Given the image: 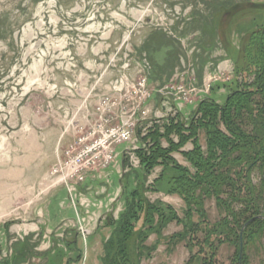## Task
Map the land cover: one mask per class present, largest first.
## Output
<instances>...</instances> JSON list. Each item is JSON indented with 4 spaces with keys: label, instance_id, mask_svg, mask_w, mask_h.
Wrapping results in <instances>:
<instances>
[{
    "label": "rangeland",
    "instance_id": "obj_1",
    "mask_svg": "<svg viewBox=\"0 0 264 264\" xmlns=\"http://www.w3.org/2000/svg\"><path fill=\"white\" fill-rule=\"evenodd\" d=\"M256 33H264V0H0V264H101L112 228L105 219L117 220L132 192L174 213L149 234L154 249L139 264H241L245 188L231 196V186L214 194L198 184L188 199L171 176L173 163L194 172L184 154L191 139L146 175L136 150L152 130L188 122L203 99L223 103L250 82ZM114 127L132 138L98 166L94 153ZM168 138L162 145L179 143L174 130ZM198 142L205 149L203 130ZM249 178L259 186L264 170L256 164ZM221 217L233 231L205 240ZM260 245L250 264H264V238Z\"/></svg>",
    "mask_w": 264,
    "mask_h": 264
},
{
    "label": "trees",
    "instance_id": "obj_2",
    "mask_svg": "<svg viewBox=\"0 0 264 264\" xmlns=\"http://www.w3.org/2000/svg\"><path fill=\"white\" fill-rule=\"evenodd\" d=\"M253 40H256L257 53L256 58L250 60L248 65L253 66L252 69H248L253 75L250 82H244L243 88L229 89L223 103L214 99H203L198 104L196 115L188 122L174 121V124L166 127L165 133H160L157 129L152 130L148 133L151 141L136 150L142 164L141 170L137 172L146 175L155 164L173 162L171 152L191 139L194 147L184 154L194 167V172L191 173L186 167L173 163L176 174L171 176L174 188H178L177 190L188 199L193 198L198 184L205 188L209 187L214 194L221 191L220 187L231 186V196L240 194L242 186L245 188V196L242 195L243 198L240 199L245 206L240 214L244 217L243 225L239 227H244L242 238L245 237L246 240L243 242L241 264H250L249 251L252 248L257 250L261 248L260 241L264 238V211L261 210L264 209V178L259 186H253L249 178L250 170L256 164L264 170V33H256ZM173 130L179 134V143L175 144L170 140L168 145H162L161 137L168 138L169 132ZM200 130L204 133L205 149L198 142ZM146 138H141L143 144ZM125 160L126 156L123 167L126 166ZM120 184L125 188L127 186L122 181ZM125 193L126 191L122 197ZM135 195L137 196L132 192L128 197L125 195L122 198L125 206L118 212L117 220L103 221L104 226L112 228L99 245L98 250L101 252L98 257L101 264H139L143 254L154 249L145 243L149 234L158 232L157 228L164 227L171 218H174L171 206L163 207L168 210V213H165L146 198H134ZM222 201L228 208L229 198ZM229 212L233 210L230 208ZM155 213L160 223L155 222ZM110 214L112 215L113 211ZM233 220L238 223L235 214ZM217 224L214 222L209 224L205 240L212 242L211 236L219 240L222 232L227 234L233 231L229 227L231 222L224 217H221ZM185 227L188 228L187 225ZM73 230L71 231L74 235H78L76 230ZM71 243H76L77 250L81 252L77 240L74 239ZM237 247L239 248V236ZM28 248L27 245L22 246L12 258L13 261L17 258L22 259ZM44 253L41 256L47 255ZM237 258L239 260V257ZM50 262L52 264L53 259H50Z\"/></svg>",
    "mask_w": 264,
    "mask_h": 264
},
{
    "label": "built area",
    "instance_id": "obj_3",
    "mask_svg": "<svg viewBox=\"0 0 264 264\" xmlns=\"http://www.w3.org/2000/svg\"><path fill=\"white\" fill-rule=\"evenodd\" d=\"M106 135H107V139H105L102 143H100L101 145L100 149L98 147L99 150L96 153H94L95 155L94 159L96 161H99L97 162L98 166H104V167L107 166L110 160L114 159V157L116 156L115 149H114L115 145L117 143H122V142L131 140L132 129L128 127H114V128L107 130ZM94 151L95 149L93 150V152ZM82 152L83 151H81L78 154H81ZM75 160H76V157H75ZM82 169H83L82 164L79 162L77 166V172H80V170ZM95 169H96L95 167H92V169L90 170L93 171ZM80 176L79 178L82 179L83 174L81 173ZM79 229L81 230L82 234H86L88 232V229L82 225H80Z\"/></svg>",
    "mask_w": 264,
    "mask_h": 264
},
{
    "label": "crops",
    "instance_id": "obj_4",
    "mask_svg": "<svg viewBox=\"0 0 264 264\" xmlns=\"http://www.w3.org/2000/svg\"><path fill=\"white\" fill-rule=\"evenodd\" d=\"M90 183H92V182H91V181H88V182H87V184H90ZM84 186H85V189H87V190L89 189V190H90L91 185H84ZM84 186H83V187H84ZM85 193H87V192H85ZM93 222H94V221H93ZM100 222H101V223L103 222V218H102V217H100L99 220L97 221V225H99L98 223H100ZM94 223H95V222H94ZM66 231H67V230H66ZM107 236H108V234H106L104 237H107Z\"/></svg>",
    "mask_w": 264,
    "mask_h": 264
},
{
    "label": "water",
    "instance_id": "obj_5",
    "mask_svg": "<svg viewBox=\"0 0 264 264\" xmlns=\"http://www.w3.org/2000/svg\"><path fill=\"white\" fill-rule=\"evenodd\" d=\"M242 243L240 242V255H241Z\"/></svg>",
    "mask_w": 264,
    "mask_h": 264
}]
</instances>
